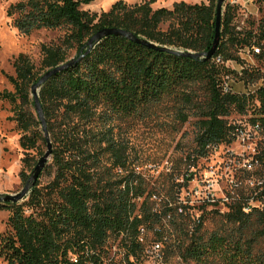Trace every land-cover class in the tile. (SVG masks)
Masks as SVG:
<instances>
[{
    "label": "trees",
    "instance_id": "16d2710c",
    "mask_svg": "<svg viewBox=\"0 0 264 264\" xmlns=\"http://www.w3.org/2000/svg\"><path fill=\"white\" fill-rule=\"evenodd\" d=\"M13 1L6 15L19 34L66 30L58 44L41 45V72L29 57L19 54L13 61L14 75L7 76L13 90L0 91V100L12 105V119L21 132L23 184L37 163L31 152L37 151L40 144L46 148L30 93L43 73L67 62L71 50H75V59L84 54L88 39L105 28L125 30L173 49L207 51L213 40L217 3L180 1L170 9H153L155 0L133 5L117 1L107 12L98 14L81 8L95 0ZM234 10L228 4L224 7L214 56L231 58L235 46L253 37L250 30L245 32V38L236 32ZM259 28L257 40L261 41L264 21ZM220 74L211 59L179 57L110 35L73 66L47 80L38 98L52 154L51 164L44 167L39 177H50L53 170L52 178L46 184L38 178L22 202H0V211L8 212L5 230L0 234V259L5 264H140L146 234L152 233L156 242L171 243L180 231L186 239L180 254L186 261L204 264L209 255H218L226 264H264V254L256 252L258 237L264 238V155L256 159L254 182L255 200L261 207L251 206L246 213V204L234 201L227 212H215L223 219L224 228L205 240L200 233L202 219L191 221L189 204L178 193L184 185L176 181L181 177L186 183L190 175L170 169L164 174L170 176L167 186L165 181L161 187L156 182L147 185L137 166L132 161L127 165L124 148L113 139L112 128L98 129L93 125L97 117L106 122L111 116L145 113L176 89L201 84L206 99L192 162L206 157L210 149L230 143L233 127L225 118L231 111L244 114L255 100L258 106L251 122L258 124L264 134V91L249 98L222 95L217 87ZM182 97L191 102L188 94L183 93ZM182 119L186 121L187 117L183 115ZM101 144L105 145L109 167L99 172ZM38 153L41 157L44 152ZM173 186L178 187L177 193L171 192ZM111 238L119 239V259L110 257Z\"/></svg>",
    "mask_w": 264,
    "mask_h": 264
},
{
    "label": "rangeland",
    "instance_id": "374dc122",
    "mask_svg": "<svg viewBox=\"0 0 264 264\" xmlns=\"http://www.w3.org/2000/svg\"><path fill=\"white\" fill-rule=\"evenodd\" d=\"M123 1L128 5L133 2L128 0H95L88 5H82L83 10L101 13L107 12L112 4ZM143 0L135 1L141 3ZM204 0H188L187 4H198ZM13 0H0V91H12L7 76L14 75L13 61L23 54L29 57L35 68L40 70L42 59L41 45L58 44L66 33L65 29L38 30L29 35L19 34L11 24V18L6 15L8 6ZM156 2V0H155ZM152 5L153 9L159 8L162 1L158 0ZM165 2V1H164ZM169 3V2H168ZM234 6L233 24L242 31H251L257 37L260 32V22L264 21V0H225L222 6V14L225 5ZM259 7V10H257ZM170 9L168 7H163ZM166 24L162 26L165 29ZM232 48H228L231 52ZM75 56V50L68 52V60ZM183 93L190 96L191 102H186ZM206 99L204 86L190 84L176 89L173 93L165 95L158 104L150 107L145 113L134 116H111L106 122L97 117L93 125L101 129L103 126L112 128L113 139L124 148V154L129 161L137 166L144 182L159 187L164 182L167 186L168 178L164 174L170 169L176 174L190 175V180L184 182L180 177L176 182L183 186L178 192V187L170 188L172 193H179L180 199L188 202L192 220L202 219L203 237L222 232L224 222L220 214L228 211V206L234 201H241L246 207H261L255 199L257 193L254 190V182L257 177L255 167L257 157L264 155V135L253 129L252 119H255L254 110L257 105L249 106L244 114L231 111L227 122L238 127L240 133L232 137L230 143L220 144L212 149L206 157L192 162V152L195 147L194 139L198 132V121ZM186 116L183 121L182 116ZM13 107L7 101L0 100V194H14L23 187L20 180L22 171V159L24 151L19 146L21 132L13 121ZM104 144L98 150L100 156V168H108V154L104 151ZM46 148L40 144L37 151L31 152L34 162L40 158L39 151ZM188 157L190 159H188ZM51 164V158L48 160ZM49 171H47L48 173ZM48 174L39 177L41 184H46L52 178ZM116 172H119L118 170ZM167 179V180H166ZM171 184V183H170ZM169 184V186H170ZM26 200V199H25ZM24 201V200H23ZM22 202V201H21ZM8 212L0 211V234L5 230ZM192 231L193 223H190ZM175 234V232H174ZM177 238L171 243H161L163 252L162 264H194L191 260H185L181 256L183 242L186 239L182 232L177 231ZM143 247L147 249L154 240L152 233L146 234ZM119 239L111 238L110 257L119 259L121 249L118 247ZM180 251V252H179ZM256 252L264 254V238L257 239ZM140 264H151L145 257H141ZM0 264H5L0 259ZM204 264H226V261L218 255H209Z\"/></svg>",
    "mask_w": 264,
    "mask_h": 264
},
{
    "label": "built area",
    "instance_id": "2783aa9c",
    "mask_svg": "<svg viewBox=\"0 0 264 264\" xmlns=\"http://www.w3.org/2000/svg\"><path fill=\"white\" fill-rule=\"evenodd\" d=\"M235 30L240 33L241 38H245L244 31L238 27H235ZM211 60L221 70L217 87L222 95L249 98L264 91V40L258 41L253 35L252 39L235 46L233 57L224 59L221 55H216ZM254 103L258 106L257 100ZM225 119L227 120V117ZM228 125L233 127L230 133L232 140V137H236L240 131L235 124L228 123ZM253 129L261 132L258 124H254ZM249 210V207L243 209L246 213ZM144 253L151 264L163 263L161 242L152 243L150 247L144 249Z\"/></svg>",
    "mask_w": 264,
    "mask_h": 264
},
{
    "label": "water",
    "instance_id": "95a60500",
    "mask_svg": "<svg viewBox=\"0 0 264 264\" xmlns=\"http://www.w3.org/2000/svg\"><path fill=\"white\" fill-rule=\"evenodd\" d=\"M225 0H217L216 3V8H215V23H214V35H213V40L211 43L210 48L207 51L203 52H193V51H183V50H178V49H173L167 46H160L157 45L156 43L149 42L145 39H140L136 36H134L131 32L121 30V29H115V28H105L103 30H100L96 32L94 35H92L88 41L85 44L86 51L84 54L79 55L77 59L71 58L67 62L60 64L52 69L47 70L43 75L38 79V81L31 86L30 93L33 98V107L35 110V113L38 117V120L41 124V129L43 133V137L45 139L46 143V150L44 151L43 155L38 159L37 163L33 167V170L23 185V187L20 189V191L14 193V194H0V202L4 203H18L23 200H25L32 187L35 185L36 181L39 178L40 173L43 171L44 167L48 164V160L51 157L52 154V144L50 141L49 133L47 130V125L44 119L43 111L39 102L38 98V92L42 85L49 80L52 76L55 74L66 70L67 68L73 66L78 60L83 58L92 48L95 44H97L100 40L103 38L110 36V35H115V36H120L124 37L126 39H129L135 43L144 45L148 48L160 51V52H165L169 53L175 56L179 57H185V58H190V59H195V60H204V61H209L215 54L216 50L218 49V45L220 42V27H221V18H222V6L224 4Z\"/></svg>",
    "mask_w": 264,
    "mask_h": 264
},
{
    "label": "crops",
    "instance_id": "0c3cea01",
    "mask_svg": "<svg viewBox=\"0 0 264 264\" xmlns=\"http://www.w3.org/2000/svg\"><path fill=\"white\" fill-rule=\"evenodd\" d=\"M129 2H133V4H135V1H137V0H128ZM143 1H146V0H143ZM160 1H162V5L161 6H159V8H163V7H168L169 6V8H172V6H173V4L174 3H177V2H180V1H185V2H188V0H160ZM165 1V2H164ZM207 0H204V1H201V2H206ZM156 2H158V0H156ZM155 2V3H156ZM169 2V3H168ZM200 2V3H201ZM137 3H139V2H137ZM154 4V3H153ZM152 4V5H153ZM154 7V6H153ZM152 7V8H153ZM155 9H157V8H155Z\"/></svg>",
    "mask_w": 264,
    "mask_h": 264
}]
</instances>
